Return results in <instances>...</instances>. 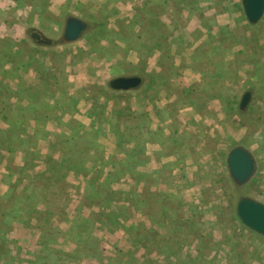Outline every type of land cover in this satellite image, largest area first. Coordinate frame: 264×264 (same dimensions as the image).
Returning <instances> with one entry per match:
<instances>
[{"label": "rangeland", "instance_id": "obj_1", "mask_svg": "<svg viewBox=\"0 0 264 264\" xmlns=\"http://www.w3.org/2000/svg\"><path fill=\"white\" fill-rule=\"evenodd\" d=\"M185 2L186 6L191 7L195 0ZM126 4L128 5V0H0V109L3 112V121L17 123L26 115L21 109L10 110L12 96L19 97V100L14 102V108H18L21 101L27 103L30 100L28 97H31L36 107L34 111L50 118L55 116L56 107H71L76 98L83 97L82 109L93 113V119L100 120L99 126L102 117L106 116L103 105H117L124 101L128 106L124 104L115 114L122 113L116 116H119V120H127L125 137L136 138L138 141L139 137L149 136L165 142L168 146L158 149L155 157L151 156L149 161L158 166L161 154H171L176 157L167 158L163 167L173 164V167L175 164L183 167L177 174L171 176L169 173H162L160 177L164 189L173 186L179 189L175 190L176 193L172 192L175 196L172 204L180 205L184 199L185 205L195 217L192 224L195 226L197 239L195 246L191 248L196 255L194 264H264V236L244 225L236 213V203L242 195L264 202V74L258 72V75H254L253 68L256 60L264 58V13L257 22L251 23L245 17L241 0H211L213 12L204 15L206 17L203 20L202 14H199L202 10H196L191 16L186 13L183 18L176 13L171 18L168 16L170 24L176 27L192 24L195 17L201 25L204 20L205 25H210L207 26L209 35L195 49L196 61H170L172 50L163 47L159 39V44L155 45L160 55L156 61L159 62L152 61L148 66H152L155 72L157 64L158 69L167 77L152 78L149 74L146 77V86L149 89L144 94L137 90L133 94L117 92L103 97L102 90L112 76L121 73L141 75L143 72V66H140L139 62L127 64L126 61H116L114 65L109 58L114 53L124 52L123 47L125 49L126 46L139 44L138 32L142 25L139 28L136 23L143 21L144 15L135 11L125 13L128 10ZM167 4L175 7L171 0H168ZM70 14L87 20L89 25L77 40L63 42L61 35L64 21ZM208 16L211 23L206 22ZM218 16L221 23H218ZM150 19L155 21L153 14ZM32 31L50 39L51 44L36 41L31 36ZM192 32L194 38L202 37L201 30L193 29ZM162 33L165 34L166 31L160 26V38ZM140 38L144 39V34L140 35ZM181 40L182 38H179L178 42ZM215 42L217 46H213ZM120 43H124V46H120ZM80 65L93 80L71 82L72 92L67 95V87L70 85L65 76ZM112 65L120 66L123 70L110 71ZM32 76L36 77V87L31 85ZM25 77L27 78L24 79ZM13 80L19 81L18 88L10 86ZM26 80L30 81L29 85L21 89V84H25ZM162 88L163 91L171 92L157 93ZM247 89L251 93V99L246 108L242 109L243 112L239 113L237 104L241 94ZM153 100L158 101L159 108L166 107L163 111L158 109L160 121L154 133L148 129L149 124L145 127L149 119L143 112L144 104ZM47 101H50V104ZM129 104L140 107L131 109ZM104 123L103 129L107 124ZM161 125L166 127L167 134L163 132ZM95 126L92 128L93 134L89 130L90 132L86 131L87 133L82 135H94L97 131ZM14 127L16 132L19 131V127ZM110 127L116 126L111 124ZM85 140L81 143L72 142L71 149L84 152L89 143ZM61 144L65 146L68 143L62 141ZM235 144L246 146L256 160L255 173L241 186L232 181L226 163L227 153ZM21 145L19 141L16 144L17 147ZM121 155L123 149L117 150L108 161L120 165L123 163ZM174 160L177 162L174 163ZM43 161L49 163L48 159L43 158ZM75 165V168L72 167ZM59 166L57 179L55 176L50 178L51 186L48 180L42 178L35 179L34 182L37 186H50L52 196L43 188L34 192V198L39 201L45 196L48 199V204L45 203L46 205L40 208L47 211L45 215H41V219L50 218L52 216L48 214L56 212L59 213L57 219L68 218L71 222L39 220L33 221V228L32 223L26 220V207H22L24 211L20 212L22 208L17 204L12 207V213H8L7 208L10 207L3 201L5 198H1L3 206L0 205V232L8 231L12 225H16V241L19 247L28 242L46 241L50 243L47 245L52 246L57 245L59 241H66L69 244L67 249L71 252L60 253L59 250L51 249L37 255L33 263H30L32 258L24 253L20 254L23 250L20 253L14 248L6 251L0 246L1 264H123L124 261L126 264H141L139 259L142 255L137 250L127 255L119 253L117 247L109 251L110 241L103 232L114 234L113 218L108 222L103 215L90 214L87 220L75 221L74 216L67 214L70 207L63 209L60 206L62 197L66 196L60 189L66 184L62 171L64 174L71 167V171L80 174L82 168L77 163L70 166L68 161ZM87 175L90 177L91 174ZM154 177L144 175L147 188L149 183H154V180H150ZM156 189L160 190V185ZM74 193L70 190L69 194L74 196ZM24 196V193L19 192L15 197L16 202H20ZM67 196L65 199L70 201L72 198ZM61 210L66 211V215L61 213ZM78 210L79 207L74 205L73 212ZM83 212H86L85 209ZM125 212L128 213V210ZM35 214L37 217L38 213ZM95 218L102 219V222L96 223L93 221ZM51 227L55 229V234L49 237L47 234ZM58 227L63 232L56 230ZM202 232L204 234H201ZM79 234L82 240L75 242L79 237H74ZM182 238L187 243L192 240L191 236ZM74 242L80 245L75 246ZM71 245L75 246V249H72ZM188 248L190 250V245ZM26 249L27 247L25 253ZM183 250L187 251L186 247ZM13 258L17 262H13Z\"/></svg>", "mask_w": 264, "mask_h": 264}, {"label": "crops", "instance_id": "obj_2", "mask_svg": "<svg viewBox=\"0 0 264 264\" xmlns=\"http://www.w3.org/2000/svg\"><path fill=\"white\" fill-rule=\"evenodd\" d=\"M185 1L186 0H171V3L174 2L175 4L174 7L167 4L168 0H128V5L126 4V9L128 10L125 11V13L135 11L144 15L143 21L140 20L142 23H136L139 28L142 25V29L138 34L141 36L144 34V39H141L139 35V44L136 46H126L125 49L123 47L124 43H120L124 52L114 53L109 58L113 61L114 65L116 61H126L127 64L139 62L140 66H143L142 71L145 74L143 72L141 73L143 77L142 83L138 87L132 89H113L106 83L108 89H106L105 85L102 90L103 97L105 95L108 96V94H116L117 92H128V94H133L137 90L139 93L144 94L148 92L149 89V87L146 86V77H148L149 74L152 78L159 76L167 77L158 69L157 64H155V72L152 70V66H148L152 61L159 62L158 60L156 61V59L157 56L160 55L155 49V45L157 46L159 44V39L163 47L170 48V51L172 50V58L170 61H196L197 55L195 49L200 43L204 42V38L209 35L207 26L210 25H205V20L202 21L203 24L201 25L199 19L195 17L192 24L187 23L186 25L176 27L170 24L168 16L171 18V16H174L176 13L180 18H183L186 13H189V16H191L196 10H199V12L202 10V13H198L202 14L203 20L206 17L204 15L211 14L213 10L211 0H195L191 7L186 6ZM152 14L155 19L154 22L150 19ZM222 21L224 22V18ZM206 22L211 23V18H209V16L206 18ZM218 23H221L220 17ZM160 26L163 27V31H166L165 34L162 33L161 38L159 36ZM193 29H197L198 31L201 30L202 37L198 39L194 38L192 34ZM179 38H182L181 42H178ZM116 41L119 42V40ZM147 45L149 49H154H147ZM217 45V42L213 43V46ZM183 56L184 58H181ZM114 65L109 68L110 71L114 69L116 71L123 70L122 67H114ZM81 66L82 65L75 67L72 73H68L65 76L66 81L70 85V87H67L69 88L67 89L69 91H66L68 92L67 95H69V92H72L73 85H71V82H89L93 80L90 74L84 72L80 68ZM26 78L27 77L24 79ZM1 79L3 80L2 77ZM31 80H33L31 81V85L36 87V77L32 76ZM18 82L13 80L10 86L18 88ZM29 82L30 81L26 80L25 84L22 83L21 89L29 85ZM163 90V88L159 89L157 93L167 94L171 92L169 90ZM19 91L21 90L19 89ZM172 95L175 94L172 93ZM10 99L12 101V106H10L11 111H13V109H21L26 112V115L22 116L17 123L14 121L8 123L3 121V112H1L2 109H0V127H22L25 132L24 135H20L18 134L19 131L16 132L14 128L12 130L13 132L6 131L0 133V199L2 198L3 200V198H5L3 201L7 204L6 206L10 207L7 208L10 210V213H12V207L14 205H20L19 208L26 207V220L32 223L31 226H33V228V221L37 222L39 220L45 221L49 219L51 221L55 220L56 222H71V219L68 218H64V220L57 219L59 213L56 212L48 214V216H52L50 218L41 219V215H45L47 211L40 208L48 204L46 203L48 199H46L45 196L39 201L34 198V192H37L36 190L45 188L41 186V184V187L37 186L34 182L35 179L42 178L48 180V184L51 186L50 178L55 176L57 179V169L60 168L59 164L68 161V165L71 166L77 163L78 166L80 165L82 168V171L79 172L80 174L71 171V167L69 170L67 169L64 174L62 171V178L66 184L64 187H60V189L66 193V196L68 195L67 197L72 199L68 201L65 199L66 196L64 198L62 197L60 206H62L63 209L65 207H70V211L67 210V214H69L70 217L74 216L75 221L87 220L90 214H95L96 216L103 215L108 222L113 218L115 222L114 234L108 231L103 232L106 233L104 236H107L110 241L109 245H111V248L109 251L117 247L119 253L127 255L137 250L142 255L139 259L141 264H194L196 255H194V249L191 251V248L195 246V241L197 239L196 229H194L195 226L192 224V222H195V217L189 211L187 205H185L184 199L180 205L175 206L172 204L175 197L174 193H176L175 190L179 189L177 186L164 189L160 177L162 173H169L171 176L177 174L183 167L178 166V164H175L174 167V164L169 167L166 166V168L163 167L167 158L176 157L171 154H161V160L157 162L159 167L154 166V164L149 161L151 156L155 157L154 154L158 149H161L163 146H168L165 142L153 139L149 136H145L144 138L139 137L140 139H138V141L136 138L129 136L125 137L124 133H126L127 120L126 118L119 120V116L117 117L116 115L122 113L115 114V112L122 109L124 104L128 106L127 103L123 101L117 103V105H112V103L104 104L103 106H105L104 109L106 110L104 112L106 113L104 118L106 119L102 117L99 126L100 120H94L93 113L88 111V109H82L83 97L76 98L75 103L71 107L54 106L56 107V114L51 118L45 117L43 113L41 116V112L39 114V111L37 113L34 111L36 107L32 103L31 97H28L30 100H28L27 103H22L21 101L18 108H14V102H17L19 97L12 96ZM33 100L35 101V99ZM47 102L50 104V101ZM157 104L158 101L153 100L152 102L144 104L143 107V112L145 116L148 115L149 119L145 127L149 124L148 129L151 132L156 130L157 124L160 121V117L157 114L158 109L163 111V108H166L165 106L159 108ZM188 105L191 109H194L191 104ZM130 106L132 107L131 109H138L140 107L139 105L129 104V107ZM111 120H113V122H111ZM104 122L107 124L103 129L105 125ZM109 122L110 125L112 124L116 127L111 128ZM93 125H96L95 129L97 130L94 135L91 137L82 135L90 131L93 134ZM161 129L165 134L168 133L165 126H162ZM145 134L146 133H143V135ZM83 137L89 141L85 151L79 152L78 150L75 151L71 149L73 146L72 142L81 143L85 140H82ZM18 141L22 143L21 147L16 146ZM62 141L67 142L69 145L66 144L63 146L61 144ZM120 145L123 147H119ZM119 148L123 149V155H121L123 163L118 165L114 162H109L108 158L115 154L117 150H120ZM43 158L44 160L48 159L49 163H44ZM176 162L177 161L174 163ZM103 163L105 164L102 165ZM72 167L75 168L76 165ZM88 173L91 174L90 177H88ZM144 175H150L151 177L155 176L150 179L154 180V183L148 184L149 189L145 186L146 179ZM155 180H158V182L156 183ZM159 185L161 188L160 190L156 189ZM50 186H47L45 191L52 196ZM70 190L75 192L73 194L74 196L69 194ZM19 192L24 193L25 196L20 202H16L17 200L15 197ZM70 195L72 197H70ZM112 195L117 198L113 199L112 197L114 196ZM1 204L3 206V203L0 202V205ZM74 205L79 207L78 211L73 212ZM83 209H85L86 212H83ZM125 210H128V213L125 212ZM19 211L22 212L24 210L22 208ZM58 211H60V209ZM35 212L38 213L37 217L35 216ZM65 212L66 211L61 210V213H64V215H66ZM101 220L100 218L93 219L96 223L102 222ZM58 226H60V224H58ZM144 227L146 230H144ZM17 230L18 228L16 225H12L10 230L0 232V246L5 248L6 251H11L12 248H14L16 252L20 253V251L23 250L20 254L22 255L24 253L29 256V258H32L29 260L30 263H33L37 255L48 252L51 249L59 250L58 252L60 253L71 252L67 249L69 244H67L66 241H59L57 245L52 246L47 245V243H50L46 241H43V243H41L42 241L33 243L28 242L19 247L16 241ZM53 230L55 229L51 227V231H48L49 233L47 236L51 237L55 234ZM56 230L63 232L60 227ZM10 233L12 235L9 236ZM201 234L204 233L202 232ZM183 236L187 238L191 236L192 240L187 243L183 240ZM76 237H79V239L75 240V242L82 240L81 234L74 238ZM75 242V246L77 244L80 245V243ZM71 244L73 243L71 242ZM189 245L190 250L188 248ZM72 246L73 245H71V247ZM75 246H73L72 249H75ZM184 246L187 251L183 250L185 248ZM110 254L113 255L111 252ZM1 262L2 260H0V264ZM13 262H17L16 259L13 258ZM123 264H126V262L124 261Z\"/></svg>", "mask_w": 264, "mask_h": 264}, {"label": "water", "instance_id": "obj_3", "mask_svg": "<svg viewBox=\"0 0 264 264\" xmlns=\"http://www.w3.org/2000/svg\"><path fill=\"white\" fill-rule=\"evenodd\" d=\"M242 9L247 20L251 23L257 22L264 13V0H241ZM88 21L76 15H67L61 35L63 42L77 40L88 28ZM33 37L40 42L50 44L47 39H42L36 31ZM143 81L142 75L138 73L119 74L111 77L107 83L113 89H132L138 87ZM251 99V93L245 90L239 99V108L244 109ZM228 173L232 181L238 185L247 183L256 171V160L252 152L242 144L233 145L226 156ZM236 213L239 220L264 236V202H260L250 196L242 195L236 203Z\"/></svg>", "mask_w": 264, "mask_h": 264}, {"label": "trees", "instance_id": "obj_4", "mask_svg": "<svg viewBox=\"0 0 264 264\" xmlns=\"http://www.w3.org/2000/svg\"><path fill=\"white\" fill-rule=\"evenodd\" d=\"M253 68H254V75H258L259 73L258 72H262V74H264V58H261L258 60H256L254 62V65H253ZM237 109H238V112L239 113H242V109L239 108V105L237 104ZM6 117V116H5ZM9 125V124H8ZM3 128V129H2ZM15 127H11V126H4V127H0V133L1 132H6V131H10V132H13L12 130L14 129ZM24 128H20L19 127V132L18 134L20 135H24ZM8 213H10V210L7 211Z\"/></svg>", "mask_w": 264, "mask_h": 264}, {"label": "flooded vegetation", "instance_id": "obj_5", "mask_svg": "<svg viewBox=\"0 0 264 264\" xmlns=\"http://www.w3.org/2000/svg\"><path fill=\"white\" fill-rule=\"evenodd\" d=\"M34 31H32L31 32V36L33 37V35H32V33H33ZM39 33V32H38ZM40 34V37L42 38V39H45L44 37H43V35H41V33H39ZM36 41H39V40H37V39H35ZM47 40H49L50 41V44H51V40L50 39H47Z\"/></svg>", "mask_w": 264, "mask_h": 264}]
</instances>
